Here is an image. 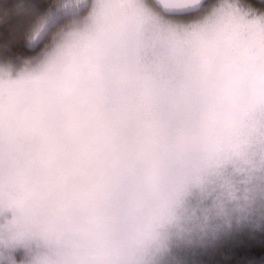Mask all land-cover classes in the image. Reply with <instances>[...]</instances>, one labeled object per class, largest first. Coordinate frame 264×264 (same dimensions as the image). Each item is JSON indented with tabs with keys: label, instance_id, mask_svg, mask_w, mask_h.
<instances>
[{
	"label": "rangeland",
	"instance_id": "1",
	"mask_svg": "<svg viewBox=\"0 0 264 264\" xmlns=\"http://www.w3.org/2000/svg\"><path fill=\"white\" fill-rule=\"evenodd\" d=\"M113 7L179 52L188 76L142 67L156 85L153 95L115 93L89 62L85 42L89 9ZM85 8L76 16L85 31L68 27L21 68L0 63V264H195L203 245L187 251L181 238L218 226L200 220L202 208L212 220L211 207L221 212L245 199L247 134L264 110V12L212 0L181 19L148 0H57L27 42L36 44L62 14ZM170 125L188 134V148L171 145ZM129 144L154 157L150 168L125 162ZM99 209L110 214L106 231L116 238L108 248L85 246L73 226L94 220Z\"/></svg>",
	"mask_w": 264,
	"mask_h": 264
},
{
	"label": "clouds",
	"instance_id": "2",
	"mask_svg": "<svg viewBox=\"0 0 264 264\" xmlns=\"http://www.w3.org/2000/svg\"><path fill=\"white\" fill-rule=\"evenodd\" d=\"M90 28L85 42L91 47L89 62L104 74L112 90L132 99L153 95L156 85L146 79L142 67L154 73L172 71L178 80L188 76V69L179 52L167 49L163 38L150 39L144 32L129 24L123 12L116 7L101 14L89 9ZM73 29L79 28L77 21H70ZM169 142L176 149L190 146L188 134L178 125H170L167 131ZM21 143L34 150H41L43 144L34 139L23 138ZM12 151V146H8ZM125 162L137 170H146L153 164L154 157L136 144H129L122 153ZM111 217L99 209L92 221L76 219L74 228L82 244L92 248H108L115 237L106 231Z\"/></svg>",
	"mask_w": 264,
	"mask_h": 264
},
{
	"label": "trees",
	"instance_id": "3",
	"mask_svg": "<svg viewBox=\"0 0 264 264\" xmlns=\"http://www.w3.org/2000/svg\"><path fill=\"white\" fill-rule=\"evenodd\" d=\"M56 1L57 0H0L1 64L11 66L12 68H21L27 64L33 63L42 50L48 47L59 33L72 26L70 21L73 19L78 21L76 16H81L86 10V8L79 10L76 14H62L58 19L52 20L47 26L42 38L36 44H30L27 42L29 31L33 25L49 11ZM148 1L156 10L158 9L150 0ZM211 1L203 6V10ZM240 1L259 12H264L263 0ZM197 15L183 17L182 19L196 17ZM190 192L193 193V191ZM240 205L239 203L238 206H232L221 212L219 209L214 210L213 206L209 213V215H213V219L210 220L208 217L205 218L209 212L206 204V207L204 206L202 208V218H200V220H202L204 216V220H209L210 225L214 222L218 225L221 223L226 224L231 218V212ZM212 212H215L216 216ZM181 239H183L188 248L192 247L198 240L200 244L203 245L195 264H224L223 253L226 251V248L219 244L221 242V237L218 235L216 228L213 231L198 230L193 233H187ZM188 248H186L185 251ZM191 249L192 248L187 251Z\"/></svg>",
	"mask_w": 264,
	"mask_h": 264
},
{
	"label": "snow or ice",
	"instance_id": "4",
	"mask_svg": "<svg viewBox=\"0 0 264 264\" xmlns=\"http://www.w3.org/2000/svg\"><path fill=\"white\" fill-rule=\"evenodd\" d=\"M245 157L250 167L240 173L243 203L233 210L229 221L217 226L224 264H264V110L255 114L248 130Z\"/></svg>",
	"mask_w": 264,
	"mask_h": 264
},
{
	"label": "water",
	"instance_id": "5",
	"mask_svg": "<svg viewBox=\"0 0 264 264\" xmlns=\"http://www.w3.org/2000/svg\"><path fill=\"white\" fill-rule=\"evenodd\" d=\"M163 14L184 16L199 12L211 0H150Z\"/></svg>",
	"mask_w": 264,
	"mask_h": 264
},
{
	"label": "flooded vegetation",
	"instance_id": "6",
	"mask_svg": "<svg viewBox=\"0 0 264 264\" xmlns=\"http://www.w3.org/2000/svg\"><path fill=\"white\" fill-rule=\"evenodd\" d=\"M157 10H158V9H157ZM202 10H203V7H202V9H201L199 12L194 13V14H189V15H184V16H170V17H173V18H181V19H182L183 17H188V16H192V15H195V14L197 15V14L200 13ZM158 12H159V13H162V12L159 11V10H158ZM162 14H163V13H162ZM163 15H165V14H163ZM166 16H168V15H166Z\"/></svg>",
	"mask_w": 264,
	"mask_h": 264
}]
</instances>
